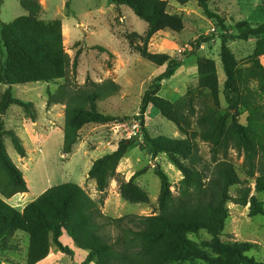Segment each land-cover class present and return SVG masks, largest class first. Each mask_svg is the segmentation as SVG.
<instances>
[{
    "label": "trees",
    "instance_id": "1",
    "mask_svg": "<svg viewBox=\"0 0 264 264\" xmlns=\"http://www.w3.org/2000/svg\"><path fill=\"white\" fill-rule=\"evenodd\" d=\"M115 6H127L144 21L148 30L142 44L132 42L136 51L150 63L165 66L166 71L156 77L145 92L140 114L137 117L143 140L142 151L153 157L165 154L182 173L178 193L172 192L168 175L161 170L157 176L161 182L158 200L159 214L151 216L128 215L118 219L106 216L102 211L104 199L94 200L87 191L75 183H63L43 192L20 211L6 202L7 199L28 192L22 171L14 163L6 149L4 136L11 137L16 152L26 157V149L13 131H5L0 116V255L12 251L10 240L21 233L29 238L25 264H38L45 260L51 249L74 256L60 238L63 232L73 239L76 247L88 252L82 264H184L201 261L205 264H264L247 254L253 248L248 243H225L222 233L229 218L227 204L236 201L250 204V216H264V206L251 188L238 192L235 199L230 191L245 185L235 165L229 159V151L237 150L244 156V168L248 179H254L256 190L264 192V110L257 121L249 125L237 120L239 109L251 101L264 98V21L253 26L249 21H239L231 34L223 36L220 58L226 76L224 97L233 112L220 113V84L216 62L211 58L198 59V87L185 99L172 102L159 95L162 83L171 78L181 67L182 61L164 53L149 50L151 38L164 31L181 33L183 17L171 13L168 0H108ZM180 5L196 1L209 19L221 21V17L209 9L213 0H174ZM3 0H0V8ZM27 15L10 23L0 21V83L7 90L0 96V115L11 105L22 107L34 121L32 103L15 99V85L32 83H56L65 79L71 67L76 69L64 47L63 24L60 19L45 21L39 0H20ZM70 8V3H67ZM256 38L254 52L241 68L240 62L227 45L229 40L248 41ZM200 42L197 47L200 46ZM256 83L258 90L252 89ZM95 88L77 94L54 95L48 91V106L66 105L63 152L70 154L77 143L78 133L89 124H109L117 117L102 113L98 102L111 94V90L97 84ZM205 92V94H204ZM204 94V95H203ZM206 101L200 108L198 98ZM208 103V104H207ZM152 106L160 115L177 126L182 138L153 137L145 128L144 117ZM211 145L213 166L200 154L198 142ZM133 140H122L112 153L94 161L88 178L94 180L97 190L105 193L115 177L121 161ZM127 184L120 187L126 197ZM117 228L111 235L108 226ZM207 231L211 240L197 243L191 234Z\"/></svg>",
    "mask_w": 264,
    "mask_h": 264
},
{
    "label": "rangeland",
    "instance_id": "2",
    "mask_svg": "<svg viewBox=\"0 0 264 264\" xmlns=\"http://www.w3.org/2000/svg\"><path fill=\"white\" fill-rule=\"evenodd\" d=\"M39 1L43 8L41 19L62 21L65 50L72 64L76 61L77 65L76 69L70 68L65 79L56 83L13 86L15 99L32 103L31 111L35 119L33 121L16 104L0 115L5 122V131L16 133L27 152L26 157H21L11 137L4 136L8 154L22 171L28 186L27 193L18 194L6 202L22 211L45 190L63 183H75L83 187L94 200L104 199L102 211L108 217L118 219L128 215L159 214L161 182L157 171H164L168 175L174 194L178 193V185L183 176L167 155L153 157L140 148L143 137L137 117L143 96L153 80L167 68L166 65L159 67L145 60L132 45V42L142 44L148 30L147 24L129 7L115 6L108 0ZM168 1L170 12L183 17L185 28L181 33L168 30L154 35L148 48L153 53H164L181 60L182 65L171 78L163 81L159 95L175 103L185 99L190 91L198 87V59L211 58L216 62L220 84V113L231 115L233 112L229 110L223 94L226 81L220 58L223 36L233 33L232 28L239 21L247 20L253 26L262 23L264 0H213L209 9L218 14L222 22L209 19L196 1L186 5H180L174 0ZM25 15L27 12L22 8L20 0H3L0 8L1 22L10 23ZM199 42L201 44L197 47ZM227 45L240 62L241 68H246L245 60L253 54L256 38L252 37L248 41L229 40ZM261 63L264 66V56ZM94 84L112 91L98 102V107L102 113L115 116L118 120L109 124L86 125L79 131L72 152L65 154L66 105L48 106V91L60 96L63 92L77 94L94 89ZM7 88L0 83V96ZM252 89L258 90L256 83L252 84ZM197 102L199 108L206 103L202 96H199ZM263 110L264 98L257 102L251 101L248 106L239 109L237 120L242 125H249L250 119L257 121ZM144 122L153 137H183L177 126L152 106L148 108ZM122 140H133L134 146L121 161L106 192L100 193L96 182L88 178V173L94 161L115 151ZM198 144L204 161L213 166L211 145L201 141ZM229 159L241 179L248 181L245 185L233 187L231 196L237 199L240 190L251 188L250 197L255 196L264 206V192L257 191L255 180L246 176L244 156L231 149ZM122 184H127L126 197L121 195ZM227 208L229 218L221 239L225 243L251 244L253 248L247 255L264 263V216H250V204L244 206L231 201ZM106 230L113 236L118 233L112 225ZM189 238L201 243L211 240L212 236L207 231H201L189 235ZM28 242V236L21 233L10 240V246L16 249L2 251L0 264H25ZM184 264L205 263L190 261Z\"/></svg>",
    "mask_w": 264,
    "mask_h": 264
},
{
    "label": "crops",
    "instance_id": "3",
    "mask_svg": "<svg viewBox=\"0 0 264 264\" xmlns=\"http://www.w3.org/2000/svg\"><path fill=\"white\" fill-rule=\"evenodd\" d=\"M60 240L65 246H68L74 251V256L69 257L66 254L56 251L55 249H51L49 256L38 264H82L86 260V258L88 257V252L76 247L73 239L67 234L66 231L63 232V235L61 236ZM27 251L28 250L25 251L26 254Z\"/></svg>",
    "mask_w": 264,
    "mask_h": 264
},
{
    "label": "water",
    "instance_id": "4",
    "mask_svg": "<svg viewBox=\"0 0 264 264\" xmlns=\"http://www.w3.org/2000/svg\"><path fill=\"white\" fill-rule=\"evenodd\" d=\"M139 138V137H138Z\"/></svg>",
    "mask_w": 264,
    "mask_h": 264
}]
</instances>
